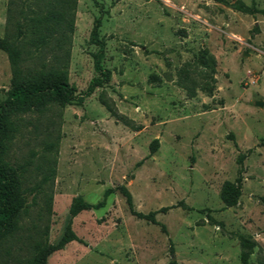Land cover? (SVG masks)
<instances>
[{"label": "rangeland", "instance_id": "374dc122", "mask_svg": "<svg viewBox=\"0 0 264 264\" xmlns=\"http://www.w3.org/2000/svg\"><path fill=\"white\" fill-rule=\"evenodd\" d=\"M61 1L71 29L36 43L43 32L19 42L15 26L53 6L0 0V38L21 45L27 66L66 67L72 87L69 104L16 119L8 160L24 168L28 209L0 264L57 244L69 224L78 240L47 264H244L241 236L256 244L247 264H264V15L225 3L237 0ZM99 54L109 78L94 86ZM10 80L0 51V105ZM239 154L241 196L228 208L220 192ZM122 186L166 231L130 213ZM77 197L100 205L71 218Z\"/></svg>", "mask_w": 264, "mask_h": 264}, {"label": "trees", "instance_id": "16d2710c", "mask_svg": "<svg viewBox=\"0 0 264 264\" xmlns=\"http://www.w3.org/2000/svg\"><path fill=\"white\" fill-rule=\"evenodd\" d=\"M13 1V0H12ZM43 1V0H42ZM52 1V2H51ZM44 0L46 7H52L46 15L41 14L42 6L38 4V10L35 12V17L24 24H16V37L22 41L25 39L27 29L32 32L42 33L37 39V42H43L46 34L60 33L71 29L70 23L67 20V12L70 10V5L61 0ZM224 1V0H223ZM42 3V2H40ZM231 8L245 14H263L264 9H257L254 4L247 5L241 0L233 3L226 2ZM13 4V3H12ZM60 4V10L58 7ZM9 11H12L10 8ZM57 16V17H56ZM26 27V29H23ZM46 33V34H45ZM43 44V43H42ZM0 51L7 55L11 67L10 86L6 91L5 99L0 105V246L2 243L13 238L19 229V222L23 214L27 213L25 190L22 189V175L24 168L12 165L8 160L11 142L17 132L16 119L25 113L37 108H44L50 104H58L65 106L70 103L72 95V87L69 84V73L66 67L55 68L50 70H37L27 66V58L24 56V51L19 44H15L8 37L0 38ZM31 55V52L28 51ZM101 54L96 56V70L101 77L93 80L94 86H102L103 82L107 81L109 75H106L102 66L99 64ZM157 141L153 143L152 152L157 147ZM246 158L245 154H239L237 163L240 166L238 176L234 181H226L222 185L220 198L225 207H235L241 196L242 181H243V161ZM48 178V177H47ZM46 180L44 179V182ZM120 192L126 199L130 213L142 220H147L154 224L161 225L156 215L158 212H149L147 214L135 210L132 200V195L129 190L122 186ZM100 204L92 206L83 202L80 197L73 200L70 215L71 218L76 217L81 211L99 207ZM163 208L161 211H165ZM163 231H166L165 226L161 225ZM78 240L77 236L71 228V224L57 244L36 243L33 247L32 255L29 259L19 264H47L48 257L59 250L65 248L67 244ZM241 245L247 251L243 252L241 260L244 264L248 263L249 254L256 246L254 241L241 236ZM169 264H179L176 260H171Z\"/></svg>", "mask_w": 264, "mask_h": 264}, {"label": "water", "instance_id": "95a60500", "mask_svg": "<svg viewBox=\"0 0 264 264\" xmlns=\"http://www.w3.org/2000/svg\"><path fill=\"white\" fill-rule=\"evenodd\" d=\"M257 105L262 106L263 104L261 102H258Z\"/></svg>", "mask_w": 264, "mask_h": 264}]
</instances>
